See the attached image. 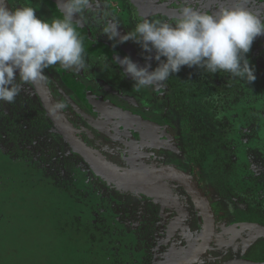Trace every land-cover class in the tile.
Instances as JSON below:
<instances>
[{"label": "rangeland", "instance_id": "374dc122", "mask_svg": "<svg viewBox=\"0 0 264 264\" xmlns=\"http://www.w3.org/2000/svg\"><path fill=\"white\" fill-rule=\"evenodd\" d=\"M5 1L19 7L17 0ZM237 2L264 18V0H190L193 7L209 13ZM184 3L185 0H93L92 12L87 13L95 14L102 27L108 21L118 24V32L124 35L133 31L142 18L170 20ZM29 5L37 12L42 8L37 0ZM37 12L40 18L41 10ZM116 46L120 59L128 51H143L132 40ZM246 57L255 70L256 79L251 83L226 72L211 74L182 66L165 82L136 91L128 75L133 94L151 104L152 118H159L165 133L170 134L175 151L170 157L172 162L178 160L177 164L194 174L211 202L215 239L196 264H223L225 252L234 256L241 248L244 260L264 262V253L262 257L254 253L255 233L259 225L264 226V35L254 40ZM148 63L152 71L159 62L152 59ZM118 71L125 76L122 67L118 66ZM163 91L173 93V101L181 98L182 105L175 107L166 97L155 99L153 94ZM186 103L200 107L203 113L199 109L198 113L191 112V121L185 124L181 113L185 114ZM183 128L191 132V142L183 138ZM26 136L30 139L33 134L28 131ZM51 136L52 140L40 144L44 152L63 153L66 147L59 134L53 131ZM31 145L26 157H13L0 142V264H175L196 244L201 221L197 212L189 217L191 204L185 206L183 199L188 203L190 199L181 187L166 182L118 183L79 162L71 169L69 190H62L49 174L44 176L35 168V162L28 157L34 150ZM120 147L108 141L98 151L111 150L119 156ZM68 152H64L65 157L70 156ZM103 156L114 167L124 165L115 157ZM148 162L144 161L155 165ZM126 164L130 169L137 168L132 160ZM182 203L180 215L168 219V209L175 210ZM178 232L186 241L172 248ZM158 243L170 246L161 258L152 261ZM224 247L228 250L224 251Z\"/></svg>", "mask_w": 264, "mask_h": 264}, {"label": "flooded vegetation", "instance_id": "af4514ba", "mask_svg": "<svg viewBox=\"0 0 264 264\" xmlns=\"http://www.w3.org/2000/svg\"><path fill=\"white\" fill-rule=\"evenodd\" d=\"M34 1L35 0H17L15 4L19 7L31 6L29 4L34 3ZM37 1H39L42 6V8H40V18L45 19L48 22H51L53 19L62 18V16H60L46 0ZM4 3L9 10H12V8L15 9L14 5L8 4L5 0ZM39 11L36 12L39 13ZM87 12L91 13L92 11H86L81 14L78 19V23L80 22L82 25L81 36L84 42L87 66L79 73L64 70L59 65L49 67L45 70V79H42L41 82L53 106H55L57 102H65L66 107L57 111L74 134L94 154L105 160L107 163L108 161L107 158H104V154L108 155L107 157H115L124 164L122 167H116L120 171L144 173L163 169L177 170L186 174L197 185H199L211 207L213 215V238L205 251V253H207L215 239L216 229L214 212L209 197L206 195L191 171L180 164H177L178 160L172 162L170 157H172V153L175 151L171 144L170 134H168V132L165 133L164 124L159 118H152L153 115H151V112L153 111V108L151 104L144 99H141L138 95L136 96L133 94L134 90L131 86V82L128 81V76L125 77L120 75L121 72L119 73L118 71L119 64L114 60L115 58L120 57L117 46L113 47V42L106 39V36L101 34L102 26L99 20L94 18L95 14L91 15ZM127 54V56H129L133 62L137 63L138 66L143 67V65H145L146 61L144 56L147 55V53H144L143 51H128ZM223 80H225L224 82H227L228 77ZM225 85L228 84L225 83ZM223 89H227V87L224 86ZM165 94L166 92L163 91V93H156L153 94V96L159 101L161 99L164 100L166 97L169 99L170 104L175 107H179L180 104L182 105L183 100L181 98L178 97L177 100L173 101V93L170 95ZM179 95H181V93ZM195 101H197V99H194V102ZM169 102L167 104H169ZM115 109L120 110L125 114L128 122L127 125H121L119 119L111 113V110ZM197 109L200 111L202 110L200 107L197 108V106L191 105V103L190 105L186 103L185 114L181 113V121L184 122L183 119L185 118V122L187 123L188 120H190L191 112H194L195 110L197 111ZM202 113L203 112L201 111V114ZM138 122L142 125H139ZM149 126L151 127V132ZM27 130L30 134H33V137L30 139L26 136L28 135ZM140 130L145 132L146 135H144V137L140 134ZM53 131H56L59 134L66 147L63 153H61L62 151L47 153L46 151L44 152V149L40 146L41 142L52 140L51 134ZM182 136L186 141L190 140L191 142V133V138L187 136L186 133H183ZM149 137L151 139H149ZM35 139L38 140L36 143H34ZM108 141H113V143L121 145L119 149L120 154L118 153L119 156L111 150H106L107 152L104 150L98 151V149H101V144H105ZM0 142L3 150L9 155L13 154V157H26V154L28 153L27 147L33 144L31 147H34V150L30 153L31 156L28 157L33 163L35 162V168L41 170V172L44 171L46 175L49 174V177L52 178L54 184L56 180L57 182H61L64 187L67 188L70 186L69 179L71 178V169H74V167L80 163L86 164L68 145L67 141L46 115L32 83L21 85V91L13 103L9 104L0 101ZM168 149L173 150L168 152ZM66 151H70L68 152L70 156L65 157L66 154H64V152ZM70 157L72 161L69 159ZM129 160L136 163L137 168H128L126 163ZM144 161H153L155 165H150L149 162V165H147ZM54 166L57 167V169L54 168ZM49 170H52V173H49ZM42 175L45 176V174ZM157 182L171 183L177 188L181 187L184 189L178 183L168 180H159L148 184L134 185H149ZM125 184L133 185L131 183ZM184 192L188 195L190 202L188 203L187 200L183 199V203L185 206L191 204L190 208H188V212H185L189 214V217L192 215L193 211L197 212L201 221V230L198 232L197 242L194 245L195 247L200 241L202 233V217L192 196L185 189ZM109 200L113 204V208L118 211L120 208L115 206V198L111 197ZM191 202L194 207H192ZM183 203L178 205L175 210L173 207L168 209L167 218H174L178 215V209L180 210ZM99 216L101 217L102 215ZM263 227V225H259L255 233L256 235L258 234V236L255 239L254 253L259 257H262V254L264 253V240L262 238L264 235ZM181 240H183L182 242H185L186 238L182 233L178 232L174 242L171 244L172 248H177V244ZM169 246L170 245L165 243H158L152 261H157L161 258L162 253L165 252V250H168ZM225 250H228L227 247H224V251ZM204 254H202V256ZM247 254L249 253L247 252ZM241 255L242 248L241 250L239 249L234 256L227 251L223 254L224 260L219 261L223 264H264V262H257V260L255 262L244 260ZM235 256H238V259L234 260ZM184 257L178 259L177 262ZM196 262L194 264H196Z\"/></svg>", "mask_w": 264, "mask_h": 264}, {"label": "clouds", "instance_id": "9594fccd", "mask_svg": "<svg viewBox=\"0 0 264 264\" xmlns=\"http://www.w3.org/2000/svg\"><path fill=\"white\" fill-rule=\"evenodd\" d=\"M92 9L93 0H63L62 18L48 22L38 18L31 6L9 10L0 0V101L13 103L21 85L45 79L49 67L59 65L77 73L84 70L85 47L77 21ZM177 12L170 20L142 18L124 35L118 32V24H103L101 34L113 41V47L132 40L147 53L143 67L129 56L114 59L124 75L131 76L136 91L165 82L182 66L211 74L226 72L247 83L255 81V70L246 54L254 40L264 35V18L239 2L209 13L185 0ZM152 59L159 63L149 71ZM64 107L65 102H57L54 110Z\"/></svg>", "mask_w": 264, "mask_h": 264}, {"label": "water", "instance_id": "95a60500", "mask_svg": "<svg viewBox=\"0 0 264 264\" xmlns=\"http://www.w3.org/2000/svg\"><path fill=\"white\" fill-rule=\"evenodd\" d=\"M49 5L62 16L63 0H46ZM77 31L82 35V25L77 21ZM37 96L43 106V109L53 125L57 128L59 133L67 141L68 145L83 159V161L90 166L99 175L120 183L131 184H148L159 180L173 181L181 185L196 202L201 217H202V233L200 241L184 258L175 264H194L205 253L213 238V215L211 207L209 206L206 197L197 185L186 174L177 170L163 169L154 170L144 173H132L120 171L116 167L108 164L105 160L94 154L79 138L74 134L70 127L66 124L64 119L60 116L54 106L41 82L37 80L31 82ZM111 113L119 119L121 125H127V117L120 110H111ZM139 125H142L138 122ZM144 137L145 132L139 131ZM149 139H151L149 137Z\"/></svg>", "mask_w": 264, "mask_h": 264}, {"label": "trees", "instance_id": "16d2710c", "mask_svg": "<svg viewBox=\"0 0 264 264\" xmlns=\"http://www.w3.org/2000/svg\"><path fill=\"white\" fill-rule=\"evenodd\" d=\"M172 102V101H171ZM184 120V122L186 121V119L184 118L183 119ZM186 123V122H185ZM183 133H186L187 134V136H190V133H189V130L188 129H186V128H183ZM42 174H45L46 175V173L44 172V171H42ZM55 185L58 187V188H61L62 190H69V188H67V187H64V185L61 183V182H57L56 180H55Z\"/></svg>", "mask_w": 264, "mask_h": 264}, {"label": "bare ground", "instance_id": "6f19581e", "mask_svg": "<svg viewBox=\"0 0 264 264\" xmlns=\"http://www.w3.org/2000/svg\"><path fill=\"white\" fill-rule=\"evenodd\" d=\"M149 128H150V132H151V127L149 126Z\"/></svg>", "mask_w": 264, "mask_h": 264}]
</instances>
